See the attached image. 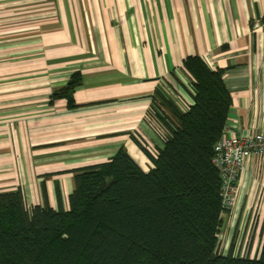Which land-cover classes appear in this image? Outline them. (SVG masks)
<instances>
[{
  "label": "crops",
  "instance_id": "crops-1",
  "mask_svg": "<svg viewBox=\"0 0 264 264\" xmlns=\"http://www.w3.org/2000/svg\"><path fill=\"white\" fill-rule=\"evenodd\" d=\"M189 55L224 70L225 132L264 130V0H0V192L21 188L27 205L56 208L57 184L67 209L72 170L121 147L148 171L133 137L163 146L149 111L157 90L187 110ZM75 72L73 105L50 103ZM223 220L229 239L252 240L256 255L264 155L247 159Z\"/></svg>",
  "mask_w": 264,
  "mask_h": 264
},
{
  "label": "trees",
  "instance_id": "trees-1",
  "mask_svg": "<svg viewBox=\"0 0 264 264\" xmlns=\"http://www.w3.org/2000/svg\"><path fill=\"white\" fill-rule=\"evenodd\" d=\"M192 102L179 111L161 91L149 111L163 142L151 150L136 144L152 167L143 171L124 148L104 162L73 169L69 206L27 205L21 188L0 192V264H264L257 254L226 253L221 177L213 147L227 126L232 99L224 70L198 55L184 58ZM73 73L50 95L72 106L80 83Z\"/></svg>",
  "mask_w": 264,
  "mask_h": 264
},
{
  "label": "built area",
  "instance_id": "built-area-1",
  "mask_svg": "<svg viewBox=\"0 0 264 264\" xmlns=\"http://www.w3.org/2000/svg\"><path fill=\"white\" fill-rule=\"evenodd\" d=\"M225 131L214 144L212 156V163L221 177L223 217L234 203L237 181L247 159L253 154L264 155V130L252 135Z\"/></svg>",
  "mask_w": 264,
  "mask_h": 264
},
{
  "label": "rangeland",
  "instance_id": "rangeland-1",
  "mask_svg": "<svg viewBox=\"0 0 264 264\" xmlns=\"http://www.w3.org/2000/svg\"><path fill=\"white\" fill-rule=\"evenodd\" d=\"M172 99V98H171ZM139 162V161H138ZM137 163V162H136ZM140 168H142L143 170L146 169L145 165L141 164L140 162L137 163ZM227 226L228 225H224L220 232H219V235H218V240H219V248H220V251L222 253H226L227 252V248L233 238V235L232 237H230L229 239V236L227 235ZM252 246V240L250 239H242V240H239L235 237V253L236 254H244L245 252H249L250 251V247Z\"/></svg>",
  "mask_w": 264,
  "mask_h": 264
}]
</instances>
